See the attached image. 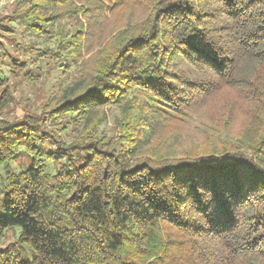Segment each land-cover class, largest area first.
Masks as SVG:
<instances>
[{
	"label": "trees",
	"instance_id": "trees-1",
	"mask_svg": "<svg viewBox=\"0 0 264 264\" xmlns=\"http://www.w3.org/2000/svg\"><path fill=\"white\" fill-rule=\"evenodd\" d=\"M113 1L138 14L94 68L40 114L0 117V237L16 230L0 264H264V0ZM81 6L15 0L0 28L75 60Z\"/></svg>",
	"mask_w": 264,
	"mask_h": 264
},
{
	"label": "rangeland",
	"instance_id": "rangeland-1",
	"mask_svg": "<svg viewBox=\"0 0 264 264\" xmlns=\"http://www.w3.org/2000/svg\"><path fill=\"white\" fill-rule=\"evenodd\" d=\"M81 7L88 5L89 16H83V12L77 15L84 25L85 35L81 39L79 52L76 50L75 60L63 50H60L58 56L45 57L42 48L52 43L43 37L29 33L20 23H5L6 28H0V76L3 81L0 82V94L7 87V94L4 105L0 106V117L10 120L21 118L26 113L40 114L43 104L53 95L57 98L63 89L72 81L76 75H87V70L93 69L95 61L102 47L107 43V34L113 29L114 21L117 17L124 24L112 30L113 36L117 30L128 28L126 21L129 18L133 20V14L138 10L135 4L120 5L115 8L116 3L113 0H104L109 9L98 10L95 8L97 3L93 0H74ZM90 2V5L88 4ZM102 2V1H101ZM15 0H0V16L11 12ZM68 15V16H67ZM71 15V16H70ZM73 14L67 13L62 21L57 22L58 26H64L65 31L69 33V23L73 20ZM89 17H92L89 19ZM1 20V17H0ZM49 39V38H48ZM52 45V44H50ZM56 47V44L54 45ZM46 51V50H45ZM24 65L23 71L19 72L18 65ZM25 71L33 78L23 75ZM227 95H224L226 98ZM221 97V96H217ZM2 101V100H0ZM2 104V102H0ZM239 119L243 113L239 111ZM107 123L101 125V130L105 131L112 125L111 113L107 114ZM206 134V133H204ZM65 140L69 136H63ZM47 148H50L47 145ZM26 157L20 156L13 161L12 167L17 168L19 163L26 162ZM49 163H51L48 160ZM51 168L53 166L51 165ZM2 180L0 178V199L2 196ZM2 212L0 200V213ZM16 238L15 229H7L0 237V243H11Z\"/></svg>",
	"mask_w": 264,
	"mask_h": 264
}]
</instances>
